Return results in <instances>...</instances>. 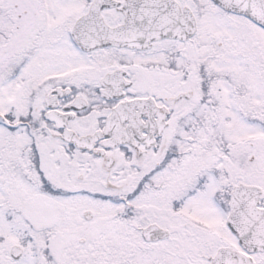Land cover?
I'll return each instance as SVG.
<instances>
[{"label": "snow or ice", "instance_id": "obj_1", "mask_svg": "<svg viewBox=\"0 0 264 264\" xmlns=\"http://www.w3.org/2000/svg\"><path fill=\"white\" fill-rule=\"evenodd\" d=\"M0 264H264V0H0Z\"/></svg>", "mask_w": 264, "mask_h": 264}]
</instances>
